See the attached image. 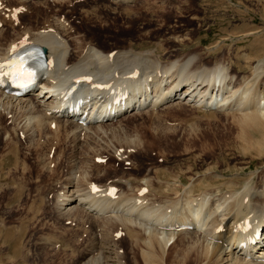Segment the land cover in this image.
Listing matches in <instances>:
<instances>
[{"label": "bare ground", "instance_id": "bare-ground-1", "mask_svg": "<svg viewBox=\"0 0 264 264\" xmlns=\"http://www.w3.org/2000/svg\"><path fill=\"white\" fill-rule=\"evenodd\" d=\"M63 1L65 0H0V114L3 113L13 121L8 136L3 134L6 131L2 132L7 140L11 138L12 130L16 132L14 129H18V134L22 133L26 137L28 132L37 131L40 127L39 134L50 137L49 143L60 135L64 139L74 138L78 143L74 148L79 150L80 146H89L98 139L95 137V130L110 128L113 132L110 135L100 131L102 137L96 148L82 150L84 156L94 161L97 155L105 156V153L112 150L115 155L118 154L119 147L123 144L119 139L113 141L116 130L113 127H119L123 121L144 116L150 110L152 114L157 110L160 113L161 110L172 112L202 107L221 113L237 112L234 116L243 125L259 130L261 133L257 134L262 135L264 141V78L261 92L252 81L259 79L253 77L255 73L258 75L259 66H252L251 73L247 76L238 71H230L233 67L229 70L220 63L206 65L198 63V59L197 63L192 64L195 56L188 52L180 58L161 61L157 59L158 56L155 58L148 52L134 51L129 47L103 52L91 44H83L78 50L69 51L65 37L72 38L74 35L72 26L62 15ZM34 7L43 8L45 12L24 16ZM33 45L45 49L46 63L35 73L37 84L34 88L22 94H14L5 87L10 85L11 78L21 75V70L32 63L34 53H30L29 57L25 53ZM167 54L166 56H170V52ZM14 56L16 58L12 61ZM72 101L83 105L78 113L85 111L91 116L94 109L100 108L98 116L106 111L105 119L80 122V116L74 112L75 106L70 112H66ZM87 105H92L89 107L90 111L85 109ZM111 112V115H107ZM116 134L120 135L119 132ZM86 135L92 138L86 141ZM13 140L16 141L14 138ZM126 140L125 145L134 144L132 138L126 137ZM258 143H254V149L257 151L256 155H261L259 152L264 153V146L263 143ZM131 146L137 147V150L140 148L138 144ZM76 155L72 156L73 163L60 182V187L54 192L53 211L58 215L81 213L75 219L77 223L73 225H77L82 231L85 230L83 223H88L90 227V244L83 250L79 264H123L124 257H128L122 252L119 243L124 238L132 251L137 248L140 252L137 253L141 264H154L148 259L149 255H146L148 250L144 251L141 246L151 247L150 240L154 236H167L165 243L168 244L174 236L177 240L178 234L185 246L202 243L204 248H201L204 250H200L204 251L205 260L201 264H264V167L261 168L263 174L260 172V175L263 179L259 185H254L256 182L240 185L227 181V190L221 191L220 184H215L208 190L201 189L194 194V185L180 182L181 189H174L176 192H172V196L167 195L165 185L164 190L162 189L166 192L165 196L155 197V194L146 192L147 186L154 188V179L159 177V170L154 165L147 167L141 176L128 174L131 182L115 176L102 180H107L104 184H98L96 181H101L99 178L102 177V170V173L94 172L91 176L78 177L73 173L79 162L77 159H80ZM105 158L102 162L100 159L94 161L96 166L97 163L104 164ZM113 158L122 162L120 158ZM130 159L133 157L129 155L126 161L129 160L134 166V161ZM255 171H250L246 178L250 179ZM204 178L207 177L191 181L199 184ZM110 188L116 189L113 195L108 194ZM132 189L147 194H136ZM154 190L157 193L158 190ZM81 219L86 220L81 222ZM191 233L194 239L188 243L185 236ZM240 239L247 241L242 244ZM51 242L55 244V238ZM132 261L134 263L136 259ZM174 262L171 263H177Z\"/></svg>", "mask_w": 264, "mask_h": 264}, {"label": "rangeland", "instance_id": "rangeland-1", "mask_svg": "<svg viewBox=\"0 0 264 264\" xmlns=\"http://www.w3.org/2000/svg\"><path fill=\"white\" fill-rule=\"evenodd\" d=\"M63 2L62 15L72 26L74 35L72 38H66L64 35L69 51L78 50L83 44H91L103 52L129 47L134 51L148 52L155 58L158 56L157 59L161 61L180 58L188 52L194 53L192 64L198 59V63L206 65L220 63L229 70L233 67L230 71H238L247 76L251 73L252 66L257 65L260 68L257 70L258 75L255 73L253 77L259 79L252 81L258 85L261 92L264 78V0ZM43 12V8L34 7L24 16ZM249 30L251 31L248 32ZM169 52L171 57L166 56ZM207 109L194 107L172 112L161 110L160 113L158 110H152V114L150 110L146 114L148 118L144 115L123 121L121 127L119 125L121 129L118 126L113 127L116 128L113 141L119 139L123 144L119 147L118 154L115 155L112 150L105 153V156L97 155L96 160L106 157V162L100 165L97 163V166L94 162L96 160L90 161L82 150L96 148L102 137L100 131L112 134L110 128L95 130V137L98 139L89 146H80L77 151L74 148L78 145L76 139H64L60 135L49 143L50 137L39 134L40 127L37 131L28 132L26 137L22 136V133L18 134V129H14L16 132L12 130L11 138L7 140L2 135L8 136L13 121L3 113L0 114V264H79L83 250L90 244V227L88 223H83L85 230L82 231L77 225H73L77 223L75 219H78L81 213L58 215L53 211L54 192L58 190L60 182L71 167L75 153L80 159H77L79 162L73 173L78 177L91 176L94 172L102 173V170V177L99 178L101 181H96L98 184H104L107 180H102L115 176L131 182L128 174L141 176L147 167L154 165L159 170L158 179H154L157 186H147L146 192L155 194V197L165 196L166 192L162 191L165 185L167 195L172 196V192L181 189L180 182L194 185V194L199 193L201 189L208 190L215 184H220L221 191L227 190V181L240 185L256 182L254 185H259L263 179L260 172L264 167V153L260 151L261 155H256L254 143L260 142L264 146L262 135L257 134L261 132L243 125L238 117L234 116L237 112L234 114L229 111L228 114ZM14 111L18 114V111ZM4 131L6 133L2 134ZM117 132L120 135H117ZM86 136V141L92 138ZM12 137L18 142H14ZM126 137L132 138L134 144L140 147L139 150L131 146L133 143L125 145ZM129 155L133 157L130 160L134 161V166L129 160L126 161ZM112 156L120 158L122 162ZM253 170H256L255 175L250 179L246 178ZM202 177L207 178L199 184L191 181ZM149 188L151 190L148 191ZM154 189L158 190L157 193ZM134 192L142 195L146 193H139L137 190ZM83 220L86 219H81V222ZM120 235L121 233H118V236ZM6 236L8 238H5ZM179 236L181 237L178 234L177 240L175 236L171 238L170 245L165 243L167 236L163 237L164 239L154 236L155 238L150 240L151 247L144 248L143 245L141 248L148 250L146 255H149L148 259L154 264H172L174 260L176 264H201L205 260V253L201 251L204 250L202 243H195L197 248L194 243H186L185 246ZM53 238L56 240L55 244L51 242ZM124 239L119 243L122 252L128 257H124L123 264H141L138 249L135 248L133 252L126 243L127 239ZM186 239L190 243L194 236L192 233L187 234ZM132 259L136 261L133 263Z\"/></svg>", "mask_w": 264, "mask_h": 264}]
</instances>
